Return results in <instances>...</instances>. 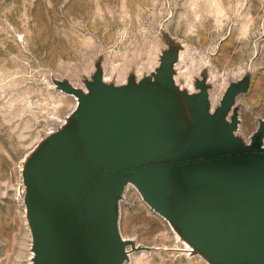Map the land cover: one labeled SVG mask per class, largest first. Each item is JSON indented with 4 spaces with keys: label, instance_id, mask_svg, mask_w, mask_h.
Wrapping results in <instances>:
<instances>
[{
    "label": "rangeland",
    "instance_id": "374dc122",
    "mask_svg": "<svg viewBox=\"0 0 264 264\" xmlns=\"http://www.w3.org/2000/svg\"><path fill=\"white\" fill-rule=\"evenodd\" d=\"M162 77L189 123L199 95L213 116L235 93L229 118L250 143L264 122V0H0V264H38L23 173L78 105L61 85L141 97ZM116 181L118 231L132 241L123 264H212Z\"/></svg>",
    "mask_w": 264,
    "mask_h": 264
},
{
    "label": "water",
    "instance_id": "95a60500",
    "mask_svg": "<svg viewBox=\"0 0 264 264\" xmlns=\"http://www.w3.org/2000/svg\"><path fill=\"white\" fill-rule=\"evenodd\" d=\"M61 88L78 105L23 173L38 264H123L132 241L117 227V179L212 264H264V122L250 143L236 136L235 93L213 116L199 95L189 123L163 77L141 97Z\"/></svg>",
    "mask_w": 264,
    "mask_h": 264
}]
</instances>
